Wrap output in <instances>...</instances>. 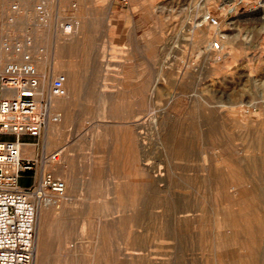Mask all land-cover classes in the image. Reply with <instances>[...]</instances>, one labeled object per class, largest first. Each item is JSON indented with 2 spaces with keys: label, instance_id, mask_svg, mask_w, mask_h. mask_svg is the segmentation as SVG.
Masks as SVG:
<instances>
[{
  "label": "rangeland",
  "instance_id": "rangeland-1",
  "mask_svg": "<svg viewBox=\"0 0 264 264\" xmlns=\"http://www.w3.org/2000/svg\"><path fill=\"white\" fill-rule=\"evenodd\" d=\"M40 1L0 0V70L30 39L67 76L33 264H264V0Z\"/></svg>",
  "mask_w": 264,
  "mask_h": 264
},
{
  "label": "built area",
  "instance_id": "built-area-1",
  "mask_svg": "<svg viewBox=\"0 0 264 264\" xmlns=\"http://www.w3.org/2000/svg\"><path fill=\"white\" fill-rule=\"evenodd\" d=\"M127 1V0H125ZM13 12H21L19 3ZM48 17L46 2L35 6L36 20ZM204 19V21H202ZM208 22L221 32L218 15L205 12L193 19L197 26ZM73 21L61 24L70 31ZM222 40L211 42L213 52L222 50ZM30 39H8L4 46L21 54L6 62L0 70V264H33L35 258L36 223L38 212L49 201H57L66 193L65 179L54 173L52 164L60 162L62 149H55L33 158H24L21 142L5 135L39 136L50 124L61 119L53 111L52 98L67 93L66 74H57L44 90L41 72L36 66ZM27 178L29 183L23 184Z\"/></svg>",
  "mask_w": 264,
  "mask_h": 264
},
{
  "label": "crops",
  "instance_id": "crops-1",
  "mask_svg": "<svg viewBox=\"0 0 264 264\" xmlns=\"http://www.w3.org/2000/svg\"><path fill=\"white\" fill-rule=\"evenodd\" d=\"M41 135V134H40ZM33 136L30 134H22L20 137H17L15 135H5L7 138L10 139H18L22 143L21 144V153L24 158H33L36 156H39L41 154H44L46 152H50V150H47L44 147V142H42L41 136ZM23 184L29 183V180L27 178L22 179Z\"/></svg>",
  "mask_w": 264,
  "mask_h": 264
},
{
  "label": "bare ground",
  "instance_id": "bare-ground-1",
  "mask_svg": "<svg viewBox=\"0 0 264 264\" xmlns=\"http://www.w3.org/2000/svg\"><path fill=\"white\" fill-rule=\"evenodd\" d=\"M206 1H207V0H206ZM263 5H264V3H263ZM262 11H263V14H264V10H263V9H262ZM206 12H207V10H206ZM202 21H204V19H202ZM196 25H197V24H196ZM196 25H194V26H196ZM60 33H61V32H60ZM66 33H67V31H63V30H62V34H66ZM69 33H70V32H69ZM16 53H17V54H20V53H18V52H16ZM51 55H52V54H51ZM58 61H59V60H57V57L55 56V58H54L53 61L51 62V65H50V64H47V63L44 62V61H40V64L38 65V64L36 63V66H37L38 69H39V68L42 69V68H44V66L49 65V66L51 67V69H52V70L50 71V75H52V74L55 73L54 71L57 69V67L60 66L59 63H58ZM46 64H47V65H46ZM44 70H45V69H44ZM46 73H47V72H46ZM67 73H68V72H67ZM43 76H44V75H43ZM43 80H44V78L42 77V78H41V85L44 83ZM49 83H50V82H49ZM42 86H43V85H42ZM55 97H56V96H55ZM53 98H54V97H53ZM53 98H52V99H53ZM55 101H56V103H61V104H62V103L65 102V99H63V98L60 99V98H57V97H56V98L53 99V103H55ZM47 135H48V136H47ZM47 135H46V137H47V140H48V139H49V135H50V130H48V129H47ZM48 143H49V142L47 141V145H48ZM45 147H46V146H45ZM46 148H47V147H46ZM49 203H50V204H52V203H56V201L51 200V201H49L47 204H49ZM38 213H39V214H38V215H39V220H40V223H41V222L43 221V219H44L43 209H41ZM36 225H37V223H36ZM39 225H40V224H39ZM39 225H38V226H39ZM36 241H37V240L35 239V244H36ZM35 251H36V250H35ZM36 253H37V252H35V256H36Z\"/></svg>",
  "mask_w": 264,
  "mask_h": 264
}]
</instances>
